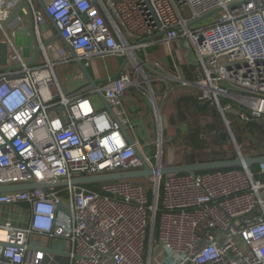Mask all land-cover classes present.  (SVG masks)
I'll list each match as a JSON object with an SVG mask.
<instances>
[{
  "label": "built area",
  "instance_id": "2783aa9c",
  "mask_svg": "<svg viewBox=\"0 0 264 264\" xmlns=\"http://www.w3.org/2000/svg\"><path fill=\"white\" fill-rule=\"evenodd\" d=\"M19 3L0 0L11 65L0 70V187L142 170V145L124 109L131 88L157 119L154 86L168 81L196 90L227 125L230 113L242 121L264 117V0H50L45 14L75 56L40 42L39 66H29L5 29ZM157 45L169 49L171 70L139 57ZM174 47L197 67L194 81L179 76ZM109 57L126 60L128 71L84 93L64 90L60 65L88 68ZM161 90L167 97L168 85ZM103 100L117 120L100 108ZM235 152L245 155L238 146ZM142 155L151 169L163 167L161 149ZM150 179L152 201L132 181L104 183L98 192L69 184L0 194V264H154L157 246L174 255L169 264H264V180L251 169ZM34 236L64 242L66 255L50 253Z\"/></svg>",
  "mask_w": 264,
  "mask_h": 264
},
{
  "label": "crops",
  "instance_id": "0c3cea01",
  "mask_svg": "<svg viewBox=\"0 0 264 264\" xmlns=\"http://www.w3.org/2000/svg\"><path fill=\"white\" fill-rule=\"evenodd\" d=\"M22 2L26 1L20 0V3ZM49 2L50 0H31V3L29 4L31 11L34 9L35 11L41 12L44 16V21L42 23H38L35 21V18L32 14L33 28H31L30 26L31 16L16 15L15 17H12L15 8L11 10L9 20L5 22L6 31L9 33L15 45L21 51L23 57L27 60L29 66H39L45 63V56L43 55V52L41 50L38 53L37 59L35 58L36 50L39 47L40 42L44 45V47L50 48L55 52H57L58 50H65L68 55H71V52L68 49L66 42L62 38H57L58 28L55 22L48 15L45 14V7ZM25 14H27V9H25ZM167 50L169 54L170 51L168 48ZM7 54L8 48L3 42L2 36L0 35V70L11 67L10 62H7ZM120 59L121 58L116 57L93 59L90 62V65L87 70L94 80L98 81L104 80L106 78H111L115 76L119 72V70L123 69V73L125 72V70L128 69L127 65L124 66V62L126 60L122 59L124 62H121ZM58 70L60 72L59 74ZM66 73L76 78L81 76L82 80H76L74 84L67 83L65 80H63L66 76ZM57 74L64 90L68 93H75L77 91H80V89L84 93L88 90H91L92 88L91 86L83 87L87 83V79L83 72H81V69L79 68L77 62L71 61L65 63L62 66L60 65L57 68ZM179 75L183 76L181 68L179 69ZM100 108L107 109L104 100L102 107L100 106ZM124 109L134 126V133H131V135L134 140L138 139L141 142L142 148L144 149L145 147L149 146V143L146 142L147 138L149 140V115L146 114H151L144 96L137 92L135 88L128 89L124 96ZM227 126L229 127L230 124ZM230 135H232V133ZM141 152L143 153V151ZM147 153L150 154L152 152ZM32 242H39L41 245L48 247L50 240L43 237L34 236L32 237ZM52 245L55 251L64 252L63 249H60L62 241L55 240L52 242Z\"/></svg>",
  "mask_w": 264,
  "mask_h": 264
},
{
  "label": "trees",
  "instance_id": "16d2710c",
  "mask_svg": "<svg viewBox=\"0 0 264 264\" xmlns=\"http://www.w3.org/2000/svg\"><path fill=\"white\" fill-rule=\"evenodd\" d=\"M162 52H164V54L166 55L164 58L157 60L152 57L153 55H160ZM173 52L177 59V63L181 68L184 79L190 82L194 81L198 77V72L196 71L197 67L188 65L183 52L178 47H174ZM139 57L144 62L161 63L167 68L172 66V62H170L169 60L168 50L164 45H157L144 49L139 52ZM120 60L121 62H124L122 59ZM171 69L172 67H170V70ZM126 71H128V69L125 70V72ZM191 90H193L192 93L184 95L177 106L179 110L177 118L180 117L179 125L186 128L185 135H180L183 132L181 129L177 130L180 133L179 137H181V140L186 145V147L192 149L194 152L206 151L208 149V141L218 146L221 150L209 154L206 158L202 154L188 153L184 157V162L178 165L234 159L236 157L235 151L224 150L226 147L231 146L233 142L230 137H228L226 140H223L220 137V135L225 132L226 128L218 109L214 104L210 102H207L203 107L198 100V92L194 89ZM224 102L226 103L227 101L224 100ZM233 107L236 111H239L238 105H233ZM240 111H243V109L240 108ZM197 115L199 118L197 117ZM226 117L229 120L232 134L238 145H244L248 142L249 144L255 145L258 148L262 147L261 149L264 150V117L257 120H249L243 122L235 113L226 114ZM176 120L172 118L171 123L177 124L178 120ZM205 134L208 135L207 138L209 137V140H207L206 138L204 139L203 136H206ZM248 148L249 149L247 150H250V147ZM249 154H251L250 156L264 155V153L260 151L258 153H254L253 151H251V153ZM163 166H170L166 165V163L164 162V158ZM251 172L253 173L255 179L264 180V174H262L261 165L253 166L251 168ZM131 181L136 184L148 186L149 197L151 201L153 200L152 190H150V186L153 183L152 179H150L148 182L145 179ZM86 188L91 191L98 192L101 189V184L88 185L86 186Z\"/></svg>",
  "mask_w": 264,
  "mask_h": 264
},
{
  "label": "water",
  "instance_id": "95a60500",
  "mask_svg": "<svg viewBox=\"0 0 264 264\" xmlns=\"http://www.w3.org/2000/svg\"><path fill=\"white\" fill-rule=\"evenodd\" d=\"M25 9H27V14H25ZM16 15L31 16L30 26L31 28H33L32 11H31L28 1L20 3L14 9L12 17H15ZM57 38H62L59 30L57 31ZM68 49L70 50L71 55L75 56L74 52L69 46H68ZM39 51H40V48L38 47L36 50V56H35L36 59L38 57ZM126 64L127 62L125 61L124 66ZM78 66L81 69V72H83V74L85 75L87 79V83L83 87L91 86L93 89H97L99 85H102V84L104 85L111 80L117 79L123 70V69L119 70V72L111 78H106L104 80L97 81V80H94L90 76L87 68H85L84 66L83 61H78ZM147 104L149 107V111L151 113L152 109L148 102ZM202 106L204 107L205 104H202ZM106 108L108 109L111 116L115 120H117V117L115 116V113L111 109V107H109L106 104ZM230 134L231 132L229 130V132H223L220 135V137L223 140H226L230 136ZM125 136L129 143L133 142L126 133H125ZM136 154L138 158L143 162L142 170L116 172V173L101 174V175H96V176H84V177L74 178L70 182L67 180H62L60 182L52 183V184L32 183V184L0 187V194L16 192V191H24V190L47 189V188H52V187L53 188H63V187H67L69 184H71L72 186H88V185L104 184V183L116 182V181H131V180H141V179L149 180L150 178H153L158 173H160L161 176H168V175H175V174H196V173H204V172H210V171L231 170V169L242 168L243 166H246L249 169H251L253 166H256V165L264 166V155L263 156H250V155L239 156L237 155L234 159H231V160H220V161L203 162V163H196V164L170 165V166H163L159 170H153L145 162L144 157L138 148H136ZM58 210H63V208L61 206H58ZM47 251L55 255H66L65 253L54 251L52 249L51 244L48 246Z\"/></svg>",
  "mask_w": 264,
  "mask_h": 264
},
{
  "label": "rangeland",
  "instance_id": "374dc122",
  "mask_svg": "<svg viewBox=\"0 0 264 264\" xmlns=\"http://www.w3.org/2000/svg\"><path fill=\"white\" fill-rule=\"evenodd\" d=\"M166 55L164 54V52H162L160 55H153L152 57L154 59H162L164 58ZM59 70H58V74H59ZM180 77L184 78L183 76L179 75ZM67 83H71L74 84L76 80H82V77H72L70 76L68 73H66V76L64 77V79ZM165 84L168 85L169 88V92L167 93V97H164V95H162V86L165 87ZM154 85V84H152ZM145 88H150V85H145ZM158 88H160V91H158ZM154 90H156V94H157V109H158V119L161 121V126L160 127H156L157 125V116L155 115L154 111L151 112V114L147 113L146 115H149V126H148V136H149V140L147 138L146 142L149 143V146L145 147L144 149L142 148L143 153H147V152H152L150 154H154L161 149L164 153V162L166 163V165H178L180 163L184 162V157L186 154L188 153H195V154H202L204 155V157L206 158L209 154L215 152V151H220L221 149L212 144L210 141L208 144V149L206 151H196L194 152L192 149L186 147V145L183 143V141L181 140V137H179V131L177 130H182L183 132L180 135H185L186 132V128L184 126L179 125L180 121V117L177 118L178 116V104L181 100V98L186 95V94H191L193 90L182 86V84L180 82H173V81H168L166 83L160 84L159 85H155L154 86ZM103 102L101 101V107H102ZM198 117V115H197ZM177 119L178 123L177 124H172L171 123V119ZM199 118V117H198ZM223 119V117H222ZM176 120V121H177ZM242 121V120H241ZM223 122L225 124V132H230L232 133V130L230 128V126H227L226 121L223 119ZM231 122V120H230ZM243 122V121H242ZM206 135V134H205ZM208 135L203 136L204 139L206 138L207 140H209V137L207 138ZM233 142V144H231V146L226 147L224 150L225 151H236V145L241 149L242 153L245 155H251L249 153H251V151H253L254 153H258L259 151L264 153V150L261 149L262 147H257L255 145H251L248 142L245 143L244 145H238L237 142L235 141V138L232 135L229 136ZM261 138V137H260ZM161 144V145H160ZM248 147H250V150ZM182 165V164H181ZM148 182V180H147ZM150 190H152V185L150 186ZM147 190L148 186H146ZM63 244L65 245V243L63 242ZM60 246V249H64L66 246L64 245ZM167 256L169 257H174V255L172 253L169 252H165L161 247L157 246L155 248V255L154 257L156 258L154 264H159V262H161V264H169V259L167 258Z\"/></svg>",
  "mask_w": 264,
  "mask_h": 264
}]
</instances>
